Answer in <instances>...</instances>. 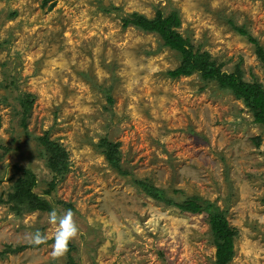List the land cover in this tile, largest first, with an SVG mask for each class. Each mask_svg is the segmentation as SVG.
Segmentation results:
<instances>
[{"label": "rangeland", "instance_id": "1", "mask_svg": "<svg viewBox=\"0 0 264 264\" xmlns=\"http://www.w3.org/2000/svg\"><path fill=\"white\" fill-rule=\"evenodd\" d=\"M43 3L0 0V196L29 169L34 192L59 212L71 209L79 234L52 260L49 212L16 215L0 205V264H214L208 216L146 197L132 184L144 178L177 202H214L237 231L229 264H264V127L216 83L167 77L177 54L155 34L122 28L128 14L176 9L178 31L195 49L264 88L254 47L229 24L264 48V0ZM22 94L34 100L25 128L15 101ZM45 134L68 155L62 177L47 167L37 140ZM104 137L120 143L130 175L115 173L96 149ZM36 230L47 244L32 247ZM21 246L31 247L15 251Z\"/></svg>", "mask_w": 264, "mask_h": 264}, {"label": "trees", "instance_id": "2", "mask_svg": "<svg viewBox=\"0 0 264 264\" xmlns=\"http://www.w3.org/2000/svg\"><path fill=\"white\" fill-rule=\"evenodd\" d=\"M47 0H44L45 5ZM51 8V6L49 7ZM180 17L176 9L168 12L157 10L153 18L144 15L131 13L122 18V28L133 27L145 33L158 36L161 41L160 46L167 48L177 54L179 64L176 68L166 72V76L171 79L189 77L194 74L205 83L214 82L222 91L230 93L236 100H239L252 115L253 122L264 127V88L258 81H246L239 69L227 73L221 70V66L210 56V54L195 49L187 37L179 33ZM233 30L241 37L245 38L254 47V54L261 67L264 69V48L244 27L235 25L229 20ZM20 108V124L26 127V119L33 105V97L30 94H22L15 98ZM109 104H112L110 96L107 97ZM38 142L44 147L47 167L54 174V177H62L68 170V155L64 148L56 142L50 141L45 134L39 137ZM256 145L260 143V138H255ZM120 143L112 142L108 138H101L96 145V149L107 165L120 176L130 175V172L121 164ZM20 176L15 179L12 189L4 199L0 196V205H9L11 211L16 215L31 212H49L52 206L40 195L34 192L36 187V177L29 169H21ZM1 183V181H0ZM134 187L142 192L146 197L161 203L167 207H173L180 212L193 215L206 214L212 244L215 247L214 264H229L234 255V239L237 231L231 228L226 220L225 212L214 203L193 195L177 202L170 197L167 192L155 186L149 179H133ZM55 182L49 184V194L54 188ZM31 246H21L15 251H21ZM37 247V246H32ZM69 249L71 246L69 245ZM3 254V252H2ZM0 254V256L2 255Z\"/></svg>", "mask_w": 264, "mask_h": 264}, {"label": "clouds", "instance_id": "3", "mask_svg": "<svg viewBox=\"0 0 264 264\" xmlns=\"http://www.w3.org/2000/svg\"><path fill=\"white\" fill-rule=\"evenodd\" d=\"M47 222L54 230L50 256L52 260H60L68 253L70 242L79 234L74 213L71 209L59 212L53 207L47 215ZM48 239V235L40 230H36L28 235L29 243L34 246L47 244Z\"/></svg>", "mask_w": 264, "mask_h": 264}]
</instances>
